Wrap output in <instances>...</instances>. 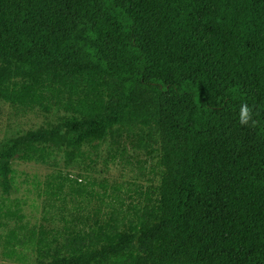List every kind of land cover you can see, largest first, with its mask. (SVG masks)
Returning <instances> with one entry per match:
<instances>
[{
  "label": "trees",
  "instance_id": "16d2710c",
  "mask_svg": "<svg viewBox=\"0 0 264 264\" xmlns=\"http://www.w3.org/2000/svg\"><path fill=\"white\" fill-rule=\"evenodd\" d=\"M0 101L58 113L0 150V264H264V0H0ZM121 129L157 145L158 184L57 170L29 226L13 161Z\"/></svg>",
  "mask_w": 264,
  "mask_h": 264
},
{
  "label": "rangeland",
  "instance_id": "374dc122",
  "mask_svg": "<svg viewBox=\"0 0 264 264\" xmlns=\"http://www.w3.org/2000/svg\"><path fill=\"white\" fill-rule=\"evenodd\" d=\"M55 109L49 112L15 108L0 101V150L7 142L32 133L50 129L57 121ZM138 130H119L111 133L96 150L86 146L85 159L65 161V146L53 149L45 162L12 163L13 191L9 200L20 199L24 202L22 214L29 225L42 223L44 198L41 197L42 183L47 175L61 170L73 177L105 182L120 186L123 190L133 191L137 186L143 189L157 185L161 173L157 145L145 138ZM14 226L9 222L7 229ZM4 231L0 230V237ZM0 263H9L2 256L0 240Z\"/></svg>",
  "mask_w": 264,
  "mask_h": 264
},
{
  "label": "clouds",
  "instance_id": "9594fccd",
  "mask_svg": "<svg viewBox=\"0 0 264 264\" xmlns=\"http://www.w3.org/2000/svg\"><path fill=\"white\" fill-rule=\"evenodd\" d=\"M253 108L250 107L247 103H242L240 105L239 113H238V123L241 126H251L256 123L253 119Z\"/></svg>",
  "mask_w": 264,
  "mask_h": 264
}]
</instances>
